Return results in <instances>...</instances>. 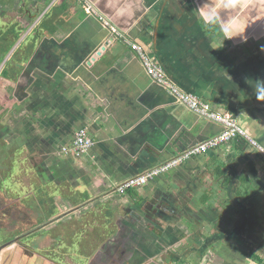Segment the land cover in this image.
I'll use <instances>...</instances> for the list:
<instances>
[{"label": "crops", "instance_id": "0c3cea01", "mask_svg": "<svg viewBox=\"0 0 264 264\" xmlns=\"http://www.w3.org/2000/svg\"><path fill=\"white\" fill-rule=\"evenodd\" d=\"M128 2L133 14L118 17L109 0H0L25 29L41 24L10 54L3 67L10 64L9 77L0 79V130L10 125L12 132L0 145L10 147L17 172H30V182L19 181L26 200H39L34 192L43 186L54 203L39 204L45 224L37 231L33 220L28 230L74 229L78 242L98 227L107 235L98 252L107 264H263L264 155L254 145L226 142L141 186L119 189L222 127L156 84L118 34L158 52L174 83L235 113L264 145V101L257 99L264 100V0H252L249 27L234 28L233 34L246 29L243 37L224 42L184 2L182 9L175 0L165 9L159 0ZM23 35L10 37L12 48ZM106 39L107 68L79 62L82 49ZM82 128L94 145L82 156L64 152ZM22 154L34 159L29 166ZM94 252L86 264H100ZM3 258L1 252L0 264Z\"/></svg>", "mask_w": 264, "mask_h": 264}, {"label": "built area", "instance_id": "2783aa9c", "mask_svg": "<svg viewBox=\"0 0 264 264\" xmlns=\"http://www.w3.org/2000/svg\"><path fill=\"white\" fill-rule=\"evenodd\" d=\"M105 22L109 24V21ZM118 35L124 43L129 45L131 49L134 50L154 82L167 88L172 94L177 97L178 101L187 105V107L194 113H196L199 117L218 123L222 127L220 133L201 143L194 145L171 161L163 163L162 165L146 172L143 175L128 179L119 188L121 191H124L127 188L141 186L155 176L170 170L180 162L195 155L203 154L211 149L218 148L226 142H248L251 145L256 146L264 153V146L259 144L247 131H245V129L239 124L235 113L230 111H218L214 109L209 102H205L196 95L182 90L169 78L163 66L152 58L149 51L145 48L144 45L133 40L128 35L122 32H119ZM93 145L94 140L90 136L88 129L82 128L77 131L72 146L64 148V152L74 153L76 156H82L83 154L87 153Z\"/></svg>", "mask_w": 264, "mask_h": 264}, {"label": "rangeland", "instance_id": "374dc122", "mask_svg": "<svg viewBox=\"0 0 264 264\" xmlns=\"http://www.w3.org/2000/svg\"><path fill=\"white\" fill-rule=\"evenodd\" d=\"M10 49H9V51H10ZM8 52L5 53L4 55L7 56ZM10 134H12V132L10 133V131L7 132V131H3V130L1 131L0 130V141H2V142L3 141H9L11 139L9 136ZM9 148L10 147L2 148V146L0 145V174H1V170L6 168L7 162H11V160H9L11 155L7 157ZM19 159H20V162L22 163L23 166H29L31 163V160H34V159H31L30 157H28L27 155L24 156V154H22V156H20ZM26 172H27V170H19L17 173H15L13 175L12 180L13 181H22L23 184H27L30 181H29V176H27ZM27 173L30 174V172H27ZM14 191H15V189H13V188L0 190V230L2 231L0 234L1 235L0 238H3V240L2 241L0 240V242H2L4 244V245L2 244L3 249L0 251V253L4 252V259H9V261L8 262L5 261L4 264H19V262H20V264H36L34 261V257H30V256H28V253H26L28 251H30V252L35 251V249L33 248V247H35V244H33V242H30V241L26 242L27 240L25 237L27 235V232L29 231L28 230L29 226H31V223H30L31 221L34 220V223H36L35 224L36 229H38V227L40 229H42V227L45 224V219L44 218L42 219V216L40 213V208H39V200H37V199L35 202L30 199V200L24 202L23 205L13 204L14 203L12 201L13 197L16 196V195H12L14 193ZM18 195H20V194H18ZM33 214H34V216H32ZM29 215H31L32 217L29 218L28 217ZM63 224H65L64 226H68V225H66V224H68V221L63 222ZM64 226L62 225V227H64ZM54 229L56 230L57 233L59 231H64L65 229L68 230V228H60L59 226L57 228H54ZM37 234L38 233H34L33 235H30V236H34ZM69 234L70 235L75 234V232L69 231ZM30 236L28 237L29 239L31 238ZM101 236L104 237L102 233H101ZM18 238L24 239L23 241L26 240L25 244L22 245L20 243H17ZM42 239L43 238H40V240H42ZM7 242H8V244H6ZM67 242H68L67 244H69V240ZM37 245H38V243H36V246ZM84 245L86 246V244H84ZM72 253H73V251H71L69 256H71ZM34 256H36V255H34ZM10 259H14V260L12 262H10ZM40 263H42L41 260H40L39 264ZM65 264H67V263L65 262ZM73 264H75V263H73Z\"/></svg>", "mask_w": 264, "mask_h": 264}, {"label": "flooded vegetation", "instance_id": "af4514ba", "mask_svg": "<svg viewBox=\"0 0 264 264\" xmlns=\"http://www.w3.org/2000/svg\"><path fill=\"white\" fill-rule=\"evenodd\" d=\"M16 15L17 14L15 11H10L9 9H6V10L0 9V26H1V28L3 27V29L5 31L12 29V28L15 30L22 29V34H21V36H22L23 34L26 33L28 28L24 29V26L26 23L23 20H22L23 22L21 23V20L16 18ZM40 25L41 24H39L38 28H37V29H39V31L41 30ZM35 29H32V31L30 32L32 35H34L33 33H34ZM15 32L16 31L9 30L8 36L14 37ZM2 72H3V70L0 72V79L3 78V76L1 75ZM4 130L7 132L11 131L10 125H7L6 129H4ZM36 230L40 231L41 229L38 227V229H36ZM69 231H73V230L68 229L67 232L59 231L58 233L55 231V229H50V230L45 231V235H48V237L50 236V243L49 242L47 243L46 239L43 237V236H45L43 234V232H36V233H38L37 235L30 236V235H33L34 233L28 231L27 235L25 237L27 241L26 240L25 241L26 242H28V241L33 242V244H35V247H33L35 249V251H33V252L28 251L26 253H28V256L34 257V261L36 264H39L40 260L42 261V263H40V264H65V262L67 264H73V263H75V264H86L87 262H90V259H91L90 255L92 252H94V251H95L94 253L97 252L96 256H98L99 248L106 241L107 235L105 236V233L100 232V228H98V227L92 228L89 230L87 229V231H85V233H83V235L81 236V239L78 240V242H75V241H77L78 234L75 233V234L70 235ZM1 232L2 231L0 230V234H1ZM101 233L103 234L104 237L101 236ZM29 236L31 237L30 239L28 238ZM40 238H43V239L40 240ZM23 240L24 239H22V238L21 239L18 238L17 243L24 245L25 241H23ZM68 240H69V244H67ZM79 241H82L83 243H80ZM0 243H1L0 244L1 245L0 251H1L3 249L4 244L2 242H0ZM36 243H38L37 246H36ZM6 244H8V242ZM84 244H86V246ZM71 251H73V253L71 256H69ZM34 255H36V256H34ZM105 256H106L105 253H103L104 258L102 257V255L98 256V258L101 259L100 264H107ZM13 260L14 259H10V262H12ZM5 261L8 262L9 259L3 258V262H5ZM90 264H96V261L94 260Z\"/></svg>", "mask_w": 264, "mask_h": 264}, {"label": "clouds", "instance_id": "9594fccd", "mask_svg": "<svg viewBox=\"0 0 264 264\" xmlns=\"http://www.w3.org/2000/svg\"><path fill=\"white\" fill-rule=\"evenodd\" d=\"M108 6L115 10L118 17L133 14L132 5L128 0H124L123 4L120 0H109ZM195 11L206 29L222 34L223 42L237 36L243 37L246 29L233 34L234 28L245 23L249 27L252 24L249 16L256 14L252 0H203ZM257 99L264 101L259 94Z\"/></svg>", "mask_w": 264, "mask_h": 264}, {"label": "water", "instance_id": "95a60500", "mask_svg": "<svg viewBox=\"0 0 264 264\" xmlns=\"http://www.w3.org/2000/svg\"><path fill=\"white\" fill-rule=\"evenodd\" d=\"M158 1V0H157ZM177 2V5L179 7L184 8L181 6V4H183L182 2L186 3L185 6L187 11H191V13H195L196 14V11L195 9L198 7L197 4L192 0H175ZM159 5H161V9H165L167 7H169L168 5H171V2L170 0H159L158 2ZM184 18V17H183ZM197 20V19H196ZM35 26V23L32 25V27H30V29H28L26 31V33L23 35V37H21L18 41V43L11 49V51L9 52V54L6 56V58L4 59L3 63L0 65V72L1 70L3 69L5 63L8 61L9 59V56L10 54L19 46V44L23 41V39L25 38L26 35H28L30 33V31L34 28ZM38 28V27H36ZM110 31H111V28L109 27ZM111 39H112V36H111ZM113 40V39H112ZM100 44V45H99ZM99 44L96 45V46H89L87 45L84 49H82V55L79 56V62H86V65L88 67H91L92 69L94 70H104L105 68H107L109 66V63L108 61L110 60V57H109V54L107 53L108 52V46H109V41L106 39L104 42L102 40L99 41ZM38 47H36L35 49H37ZM150 53V52H149ZM150 55L152 56V58L157 61L160 65L163 66L165 72L167 73V75L169 76V78L172 80V74L170 72H168V70L166 69V65L163 61V59H161L160 57V54L158 52H155L154 53H150ZM264 65V64H263ZM156 83V82H155ZM158 84V83H156ZM160 85V84H158ZM178 85V84H177ZM162 86V85H160ZM182 90L188 92L190 91L188 88L184 87V86H181L180 84L178 85ZM163 87V86H162ZM171 93V92H170ZM172 94V93H171ZM172 96L177 99V97L172 94ZM178 100V99H177ZM256 140V139H255ZM257 141V140H256ZM259 143V141H257ZM260 144V143H259ZM262 145V144H261ZM72 146V145H71ZM264 146V145H263ZM256 147V146H255ZM257 148V147H256ZM260 151V153L262 155H264V153L258 149ZM189 159V158H188ZM186 159V160H188ZM186 160L180 162L179 164H177L176 166L182 164L183 162H185ZM176 166H174L173 168H175ZM171 168V169H173ZM170 169V170H171ZM165 173V172H164ZM163 174V173H161ZM161 174L155 176V177H158L160 176ZM154 177V178H155ZM160 212V211H159ZM163 212L160 213L161 217L163 216L162 215ZM170 219V218H168ZM167 219V220H168Z\"/></svg>", "mask_w": 264, "mask_h": 264}, {"label": "trees", "instance_id": "16d2710c", "mask_svg": "<svg viewBox=\"0 0 264 264\" xmlns=\"http://www.w3.org/2000/svg\"><path fill=\"white\" fill-rule=\"evenodd\" d=\"M9 30L16 31L14 33L15 34L14 35L15 39H18L21 36V34H22V29L15 30V29L12 28V29H9ZM9 30L5 31L3 29V27L1 28V26H0V63L2 62V60L4 58V54L9 51V49L11 48V46L14 43L12 41V39L8 36V31ZM34 32L35 33H33V34H36L37 32H39V29L36 28L34 30ZM36 41L34 42L35 44H36ZM26 44H27V42H26ZM23 46L25 48L26 45H23ZM20 48H22V46ZM28 48H29V50L31 52V50L33 48L32 44ZM9 65L6 66V68L3 69V72L1 74L5 78L9 77V73H10V68H9L10 66ZM11 162H7L8 163L7 165H9V167L7 169L5 168V169L1 170V174H0V190H5V189H8V188L9 189L10 188L15 189L14 193L12 194V195H16V196L13 197V200H12L14 202L13 204H15V205H19V204L23 205L24 202L28 201L25 198V194L27 192L26 189H25L26 187L22 188V185L20 184L19 181L18 182L16 181V183H15V181L12 180L13 174L17 173V170L15 169V164H14L16 161L13 163V160H11ZM10 163H11V165H10ZM12 166H13V169H12ZM18 194H20V195H18ZM34 196H36V198L38 196H40V199H39V204L40 205L47 206V208L54 209V206H53L54 203L52 204V201L50 202V200H49L50 196L48 195V192H45L43 186L40 187V188L35 189ZM43 198H45V199H43ZM0 237H1V235H0ZM0 240L2 241L3 238H0Z\"/></svg>", "mask_w": 264, "mask_h": 264}]
</instances>
